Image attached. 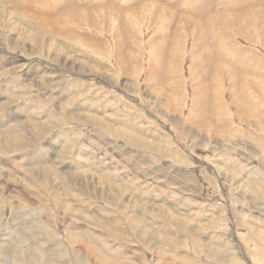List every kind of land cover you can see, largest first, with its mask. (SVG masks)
Segmentation results:
<instances>
[{"label":"rangeland","instance_id":"374dc122","mask_svg":"<svg viewBox=\"0 0 264 264\" xmlns=\"http://www.w3.org/2000/svg\"><path fill=\"white\" fill-rule=\"evenodd\" d=\"M0 264H264V0H0Z\"/></svg>","mask_w":264,"mask_h":264},{"label":"bare ground","instance_id":"6f19581e","mask_svg":"<svg viewBox=\"0 0 264 264\" xmlns=\"http://www.w3.org/2000/svg\"><path fill=\"white\" fill-rule=\"evenodd\" d=\"M199 3H200V2H199ZM262 24H263V23H262ZM80 26H81V25H80ZM262 26H263V25H262ZM118 30H119V29H118ZM47 31H48V30H47ZM48 32H49V31H48ZM198 32H199V30H198ZM116 34H117V33H116ZM115 36H116V35H115ZM203 37H204V36H203ZM203 39H204V38H203ZM123 40H124V39H123ZM56 44H57V43H56ZM31 45H32V44H31ZM160 48H161V47H160ZM199 49H200V48H199ZM199 49H198V50H199ZM159 52H160V51H159ZM163 52H164V50H163ZM158 54H159V53H158ZM161 55H162V54H161ZM209 55H210V54H209ZM207 57H208V56H207ZM211 57H212V56H211ZM160 60H161V59H160ZM207 60H208V58H207ZM162 62H163V61H162ZM200 65H201V64H200ZM201 66H202V65H201ZM67 70H68V69H67ZM53 73H54V72H53ZM203 84H204V83H203ZM234 87H235V86H234ZM202 89H203V88H202ZM238 91H239V90H238ZM206 96H207V95H206ZM238 96H239V95H238ZM205 106H206V104H205ZM250 129H251V128H250ZM244 133H245V132H244ZM259 133H260V132H259ZM246 134H247V133H246ZM8 137H9V136H8ZM149 141H150V140H149ZM114 144H115V143H114ZM117 145H118V144H117ZM255 145H256V144H255ZM246 146H247V145H246ZM241 151H242V149H241ZM259 152H260V151H259ZM32 159H33V158H32ZM152 159H153V158H152ZM152 159H151V160H152ZM16 161H17V160H16ZM14 164H15V163H14ZM147 165H148V164H147ZM38 167H39V166H38ZM85 171H86V170H85ZM82 172H83V170H82ZM42 180H43V179H42ZM42 180H41V181H42ZM156 180H157V179H156ZM44 181H45V180H44ZM44 181H43V182H44ZM43 182H42V183H43ZM52 184H53V183H52ZM38 185H39V184H38ZM67 190H68V189H67ZM54 194H55V193H54ZM54 194H53V195H54ZM260 199H261V198H260ZM16 200H18V199H16ZM86 212H87V211H86ZM18 214H19V213H18ZM34 221H35V220H34ZM30 223H31V222H30ZM39 230H40V229H39ZM16 235H19V234H16ZM162 248H163V247H162ZM164 254H165V253H164ZM25 260H26V259H25Z\"/></svg>","mask_w":264,"mask_h":264}]
</instances>
